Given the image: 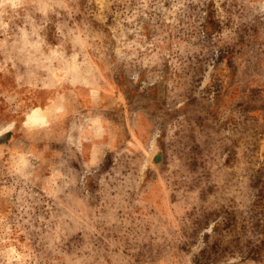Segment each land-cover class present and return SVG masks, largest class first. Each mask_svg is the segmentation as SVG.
<instances>
[{
  "label": "rangeland",
  "instance_id": "obj_1",
  "mask_svg": "<svg viewBox=\"0 0 264 264\" xmlns=\"http://www.w3.org/2000/svg\"><path fill=\"white\" fill-rule=\"evenodd\" d=\"M0 264H264V0H0Z\"/></svg>",
  "mask_w": 264,
  "mask_h": 264
}]
</instances>
